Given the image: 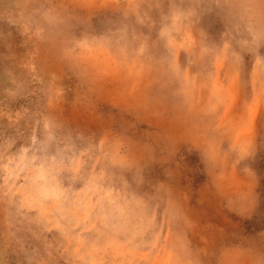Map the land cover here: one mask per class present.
<instances>
[{
    "label": "clouds",
    "instance_id": "1",
    "mask_svg": "<svg viewBox=\"0 0 264 264\" xmlns=\"http://www.w3.org/2000/svg\"><path fill=\"white\" fill-rule=\"evenodd\" d=\"M28 6L34 73L0 32V264H80L20 209L99 212L94 184L139 226L137 264H264V116L239 142L225 117L264 96V0Z\"/></svg>",
    "mask_w": 264,
    "mask_h": 264
},
{
    "label": "rangeland",
    "instance_id": "2",
    "mask_svg": "<svg viewBox=\"0 0 264 264\" xmlns=\"http://www.w3.org/2000/svg\"><path fill=\"white\" fill-rule=\"evenodd\" d=\"M30 0H14L15 7L11 12H0V32L10 35L12 51L23 61L25 72H35V61L45 43L44 34L27 26L24 17L30 12ZM103 8L90 9L93 12L103 11ZM7 51V49H5ZM232 105V106H231ZM264 116V96L254 92L250 97L237 102L233 97L226 108L225 117L230 118L235 126V134L239 142L244 137H251L261 117ZM46 198L57 199L61 195L58 189L45 188ZM95 198V199H93ZM112 194L99 185H93L89 192V201L94 203L99 212L84 211L83 204L72 214L58 211L48 215L43 211L33 212L36 207L32 201L25 200L22 213H32L37 226L50 240L59 238L68 249L71 258L82 256L80 264H108L109 261H119L122 264H137L140 256V228L126 216L118 215L114 210L104 207L106 199H112ZM0 217V227H2ZM95 236L94 242L89 241ZM11 261V256H5Z\"/></svg>",
    "mask_w": 264,
    "mask_h": 264
},
{
    "label": "bare ground",
    "instance_id": "3",
    "mask_svg": "<svg viewBox=\"0 0 264 264\" xmlns=\"http://www.w3.org/2000/svg\"><path fill=\"white\" fill-rule=\"evenodd\" d=\"M232 106V105H231Z\"/></svg>",
    "mask_w": 264,
    "mask_h": 264
}]
</instances>
